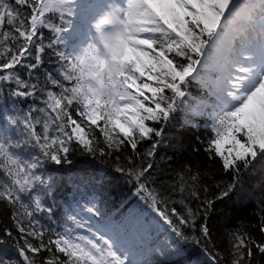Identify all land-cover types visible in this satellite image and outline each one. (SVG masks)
<instances>
[{"label": "snow or ice", "instance_id": "obj_1", "mask_svg": "<svg viewBox=\"0 0 264 264\" xmlns=\"http://www.w3.org/2000/svg\"><path fill=\"white\" fill-rule=\"evenodd\" d=\"M77 9L79 22L74 24ZM53 16L59 23L52 22ZM42 29L51 32L47 44ZM70 29L80 39L66 51ZM48 50L57 67L55 74L41 75ZM20 69L28 79L19 75ZM192 81L213 102L192 103L185 124L199 117L211 122L204 153L231 179L217 182L210 171L186 166L169 185L180 194L179 201H171L149 183L165 126ZM4 86L17 101L33 103L9 121L19 138L0 137V205L10 209L18 233L0 232V264H168L171 253L179 254L171 239L168 247L145 250L138 233H121L111 225L92 230L81 213L100 216L94 201L66 210L62 231L44 226L41 214L57 221L38 194L47 184L40 170L46 162L70 164L76 150L114 157V171L136 181V194L174 237L202 245L207 264H264V210L255 225L261 239L245 229L229 230L226 253L215 249L209 226L216 202L229 197L242 173L264 162V0H106L87 5L0 0V89ZM36 100L43 106L37 107ZM144 141L149 145L141 152ZM21 145L36 151L24 157L17 151ZM206 176L219 189L214 197ZM170 201L182 210L170 208ZM5 238L23 241L13 244L15 258L6 254ZM152 253L160 259L153 260Z\"/></svg>", "mask_w": 264, "mask_h": 264}, {"label": "trees", "instance_id": "obj_2", "mask_svg": "<svg viewBox=\"0 0 264 264\" xmlns=\"http://www.w3.org/2000/svg\"><path fill=\"white\" fill-rule=\"evenodd\" d=\"M42 32L44 43L47 44L51 32L48 29H42ZM49 53L50 50L44 55L45 62L40 69L41 75L48 71L55 74L57 67L56 57ZM19 75L24 79H28L27 73L23 69L19 70ZM195 89L191 87L189 95ZM8 93L9 88L7 86L0 89V117H5L6 113H10L5 118L10 129L11 127L15 128V126L9 123L10 120L8 118L15 117L18 111H26L33 101L31 99L25 102L24 100L17 101L15 98L11 99ZM187 100L189 99H183L182 104L165 126V138L163 143L157 148L155 164L149 183V187H156L164 195L170 196L171 201H179L180 194L178 191L173 192L169 188V185L173 182L175 174L184 170L186 166L191 168L193 172H196L197 169L201 173L205 172V170L210 171L212 179L217 182L223 181L224 184H227L231 179L228 174L218 169L215 162L208 161L204 153L205 142L208 139L207 134L201 129L195 132L187 126L188 124H185L186 116L183 115V108L186 106ZM35 104L37 107L43 106L39 100H36ZM148 145V141L142 142L140 151L143 152ZM20 149L26 151L27 153H25L28 157L36 151L26 145H21ZM127 154H131L130 149L127 150ZM70 160V164L57 166L46 162L43 169L40 170L41 174L45 171H48L50 174H56V172L59 173L61 170L69 167L102 170L106 177V184H104L102 194L105 202L109 203L119 214L130 215V218L135 220V222H142L146 226L145 232L156 235L157 238L163 236L165 239H171L174 247L180 249L179 254L173 253L171 255L178 264L189 262H193V264H207V259L201 251L202 245L198 246L195 243H186L178 240V238L167 231V227H163L160 222L153 220L151 215L144 213V210L151 211V209L136 194V181L114 171V157H93L80 150H76L70 154ZM121 162L127 165V161L122 160ZM204 179L209 187V195L212 197L217 195L219 189L216 187V184L212 180H209L207 176ZM262 197H264V162H256L253 168L242 173L241 183L236 186V189L230 193L229 197L216 202L217 211L212 213L209 219V226L212 232L211 239L216 250L226 253L230 246L226 234L229 230H236L237 228L247 230L257 240L261 239V234L255 225L259 223L261 211L264 210V203H261ZM171 201L169 202L170 208L176 207L178 210H182V206L179 203L172 204ZM190 206L195 207V202H191ZM4 229L11 230L14 237L18 236L11 219L10 209L4 205H0V232H3ZM185 231L189 235L193 234L191 229H185ZM195 235H199V232L197 231ZM5 239L7 242L3 245V248L6 254L11 258H15L16 252L13 244L17 242L22 244L23 241ZM44 255L46 256L47 253H44Z\"/></svg>", "mask_w": 264, "mask_h": 264}]
</instances>
